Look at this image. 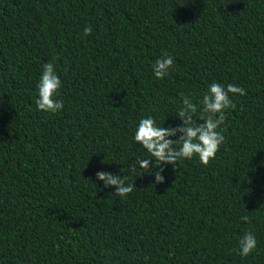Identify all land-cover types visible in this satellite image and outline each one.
<instances>
[{"label": "trees", "instance_id": "trees-1", "mask_svg": "<svg viewBox=\"0 0 264 264\" xmlns=\"http://www.w3.org/2000/svg\"><path fill=\"white\" fill-rule=\"evenodd\" d=\"M45 62L57 113L36 105ZM213 82L246 92L215 159L140 168L139 121L179 129L189 96L201 123ZM0 264H264V0H0Z\"/></svg>", "mask_w": 264, "mask_h": 264}, {"label": "clouds", "instance_id": "clouds-1", "mask_svg": "<svg viewBox=\"0 0 264 264\" xmlns=\"http://www.w3.org/2000/svg\"><path fill=\"white\" fill-rule=\"evenodd\" d=\"M84 35L92 33L89 25L83 30ZM174 65L172 55L165 54L158 58L153 65V73L156 78H163L168 74ZM61 80L55 71L52 62H45L43 71L38 82V99L36 105L38 110L50 113H57L63 108V101L55 99L61 88ZM229 93L235 95H246L245 90L234 84L227 86L213 82L208 92L203 95L201 115L198 117L201 123L193 117H197V104L192 103L189 96H184L182 104L176 115L181 120V127L173 129L171 126L162 127L156 124L153 117L148 116L139 121L135 130L134 140L151 154L154 160L141 159L138 165L142 169L150 168V161L155 164L161 162L176 165L178 160L191 159L194 155L199 157L203 165H208L210 160L215 159L216 153L225 141V137L218 129L225 122V110L235 109L236 105L230 99ZM179 131L181 135L176 140L168 137L175 135ZM96 176L104 181L105 185L115 186V195L125 196L134 189V183H126V177L113 174L107 171L97 172ZM157 182L164 178L160 172L155 173ZM241 220L248 222V216H242ZM257 245L256 237L253 233H245L238 241L239 255L248 256Z\"/></svg>", "mask_w": 264, "mask_h": 264}]
</instances>
